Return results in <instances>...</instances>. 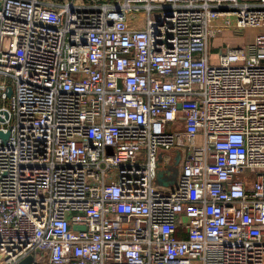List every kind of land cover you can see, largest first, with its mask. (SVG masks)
<instances>
[{"label":"built area","instance_id":"built-area-1","mask_svg":"<svg viewBox=\"0 0 264 264\" xmlns=\"http://www.w3.org/2000/svg\"><path fill=\"white\" fill-rule=\"evenodd\" d=\"M261 27L264 0H0V264H260L264 32L210 41Z\"/></svg>","mask_w":264,"mask_h":264},{"label":"rangeland","instance_id":"rangeland-1","mask_svg":"<svg viewBox=\"0 0 264 264\" xmlns=\"http://www.w3.org/2000/svg\"><path fill=\"white\" fill-rule=\"evenodd\" d=\"M137 21L143 23L146 20V12L140 11L135 14ZM264 32V28H245L234 33L233 31H224L223 34L219 35L216 39L210 41V57L211 63H215L216 52L223 48H232L238 45L248 46L252 44L255 36ZM173 176H165V179L176 181L178 176V166L172 170Z\"/></svg>","mask_w":264,"mask_h":264},{"label":"water","instance_id":"water-1","mask_svg":"<svg viewBox=\"0 0 264 264\" xmlns=\"http://www.w3.org/2000/svg\"><path fill=\"white\" fill-rule=\"evenodd\" d=\"M8 96H10V92H8ZM0 137H2L4 140L7 138V135H3L0 132ZM175 158L172 162L171 165L167 166L165 169L162 170H158L157 171V175H156V184L160 185V186H165V187H171L172 185H174L175 181H171L168 179H165V176H173L172 175V170L179 164L180 161V151H175ZM32 256H28L26 258H24L23 260H21L20 262H18L17 264H30L32 262Z\"/></svg>","mask_w":264,"mask_h":264},{"label":"crops","instance_id":"crops-1","mask_svg":"<svg viewBox=\"0 0 264 264\" xmlns=\"http://www.w3.org/2000/svg\"><path fill=\"white\" fill-rule=\"evenodd\" d=\"M260 264H264V255L262 256Z\"/></svg>","mask_w":264,"mask_h":264}]
</instances>
